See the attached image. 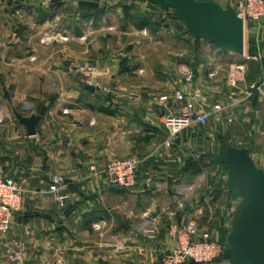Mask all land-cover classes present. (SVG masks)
I'll list each match as a JSON object with an SVG mask.
<instances>
[{
	"label": "crops",
	"instance_id": "1",
	"mask_svg": "<svg viewBox=\"0 0 264 264\" xmlns=\"http://www.w3.org/2000/svg\"><path fill=\"white\" fill-rule=\"evenodd\" d=\"M2 1L0 0L1 19H13L29 14L39 18L41 24L60 20L59 27L47 34L55 33L50 34L52 37L63 35L70 41L63 44L64 57L61 58L63 61L59 63L60 66L53 63L49 70L59 69V75L55 72L60 81L55 80V83L59 82L67 89L71 66L74 58H77L76 51H72V44L81 43L80 39L84 36L94 37L96 30L103 29L108 14L96 15V0H51L47 3L42 0V4L40 1L28 0L21 3L9 2L8 8L2 5ZM218 1L223 4L221 0ZM228 2L234 6L237 0H225L224 4ZM161 15L162 19L171 20L170 17ZM174 23L171 21L170 25L174 26ZM173 33L172 36H175V32ZM245 33L246 36L249 33L252 40L256 38L253 27L245 28ZM183 34L194 52L202 51L200 42H194L192 39L195 38L187 30ZM178 36L181 37L180 33ZM55 38L53 42L57 41ZM72 41L75 42L71 43ZM52 44L54 43L44 46L49 48ZM254 47L256 55H250L246 43L244 54L234 55V58L231 53L217 49L225 58L244 62V79L252 70L254 60L262 64L261 76L254 80H250L248 76L252 86L264 77V45L256 44ZM205 53H208L207 50ZM246 56L254 58L246 59ZM130 58H125L124 63H112L107 69L121 68V74H130L142 59ZM163 65L160 66L163 71L172 70L177 62H165ZM189 65L180 67L181 74L185 68H194L196 72L202 69L200 64ZM232 65L230 63V67ZM211 70H216V75L219 74L218 66H205L203 80H199L197 76L194 83L187 82L183 74L180 76L179 73L164 72L173 77L168 78L169 89L161 88L158 93L147 92L141 88L134 91L130 87L124 88L122 92L114 91L117 89V82H114L115 86L110 89L112 92L106 94L101 93L97 87L91 90L85 84L84 87L89 92L85 93L76 85L73 91L61 94L59 92L53 99H40L39 104L30 113L20 111L25 115L42 114L43 118L34 136H29L25 126L19 122L24 127L25 138H22V142L26 144L21 146L24 153L21 156L15 151L17 154L10 166L8 162H0L7 178L18 181L26 188L23 204L15 212L12 227L6 232H0V264H161L165 250L174 245L168 233L165 213L180 200L185 204L186 213L199 218L201 229L208 230L213 238L228 244L235 213L242 199L228 189L227 166L212 163L208 156L217 154L222 142L228 141L247 147L256 164L264 168V151L262 146L253 142L254 138L248 139V143L237 142L238 133L235 131L239 130L240 126L243 128L242 123L249 119L241 117V110H250L242 104L245 99L251 97L244 99L246 92L250 90L241 87L237 92L241 93V96L235 98L237 101L224 104L225 102L216 96L217 93L214 94L216 88H212L215 81L209 74ZM229 70L230 68L228 71L226 69L227 79ZM135 71L144 74L145 69L140 67ZM100 73V78L103 79V72ZM116 74L117 72L111 74L113 81L117 79ZM244 81H241V84ZM194 86L199 89L195 90ZM177 89L185 94L197 93L193 98L195 113L208 112L218 101L224 104L222 111L212 113L207 118L205 124L210 122L213 125L211 130L203 132V137H198L192 131V135L203 142L199 155L192 153L191 140H188L190 128L180 131L171 138V144H167L169 136L163 124L164 109L158 103V98L171 92L167 94L169 109L181 115L188 102L176 97L174 92ZM200 90L206 101L203 106L199 100ZM227 96L230 95L225 92V97ZM253 96L256 97V92ZM252 101L257 102L254 97ZM232 105L235 110L239 109L241 114L240 118L238 116L235 122L228 125L224 123V117L226 120L227 115L222 112ZM65 108L68 111L65 112ZM257 116L254 112V118ZM251 126L254 130L255 125L251 123ZM230 130L234 132L232 136L237 138L236 141L226 136ZM240 133L243 134L242 130ZM215 149L217 150L214 151ZM132 155L143 159L137 170L135 183L128 188H113L105 178L106 164L111 159ZM57 173L64 176L65 185L58 192H51L49 186L52 176ZM60 194H67L69 197L59 200L57 196ZM105 199L126 202L129 213L123 215L125 219L122 216L119 218L117 228H120V231H108L104 237H99L94 235L95 228L92 226L96 218L107 217V223L112 227L117 224L113 222L114 212L109 208V204L105 203ZM145 212H148V215H144ZM147 219L157 223L159 231L155 238H149L144 231ZM15 250L22 251L19 260L10 258L11 252ZM207 264L231 263L222 258Z\"/></svg>",
	"mask_w": 264,
	"mask_h": 264
},
{
	"label": "rangeland",
	"instance_id": "2",
	"mask_svg": "<svg viewBox=\"0 0 264 264\" xmlns=\"http://www.w3.org/2000/svg\"><path fill=\"white\" fill-rule=\"evenodd\" d=\"M26 1L28 0H3L2 5L8 8L9 2L21 3ZM35 1H40L39 3L41 4L43 3L42 0ZM96 1L98 2L96 3L97 6H95L96 15L101 16V13H105L108 14V16H106L103 29L96 30L94 37H88L89 35L84 36L80 39L81 43L72 44V51H76L75 54H77V58H74V62L71 66L67 89L61 86L59 82L55 83V80L60 81L58 79L59 69L49 70V66L53 63H57L58 66H60L59 63L63 61L61 58L64 57L63 44L68 41L67 37L63 35L55 36V38L50 36V34L52 35L55 33L47 34L49 31L59 27L60 20L41 24L39 18L29 14L21 17H14L13 19L9 17H4V19L0 18V162L5 164L8 162L10 166L14 156L17 154L15 151H18L21 156L24 153L21 148L22 145L26 144V142H22V138H25L24 127L17 120L14 109L26 114L30 113L34 110V107L39 104L40 99H53L59 92L61 94L65 91H73L76 85L82 88L85 93H89L84 87L85 84L99 88L103 94L112 92L110 89L115 86L114 82H117L115 83L117 89L114 91L121 90L120 92H122L124 88L129 89L130 87V89L134 91H139L141 88L146 89L147 92L158 93L161 92V88L163 90L169 89L167 81L169 77H173V75H168L164 72H169L170 74L172 72L179 73L180 76H182V74L185 75L186 69L190 70L193 73L194 83L197 76L199 80H203L205 66L209 68L218 66L219 74L217 73L218 75L212 76L215 81L212 88H216L214 94L217 93L216 96L218 99H222L223 102H225L224 104H228L230 102L234 103L237 101L235 98L241 96V93L237 94L241 87H243L244 90H252L255 85L252 86L249 81L261 76L263 67L262 64L258 63V65L253 67V70L249 71V74L247 73L245 75L246 78L243 84H241V82H238V84L235 79H227L226 74L228 68H230V70L232 68V66L230 67V63H234L235 60L221 56L222 53L217 52V49L215 51L214 46H210L212 48L209 49V41L203 39H192L194 42H200L202 49V51L199 50L200 52H194L191 47L188 46L189 42H187L185 34H183L186 33L184 24L177 20L173 16L172 9L166 6L149 2L148 0ZM221 1L223 5H226L224 4L225 0ZM100 10L102 11L100 12ZM152 14H160V16L154 17ZM161 14L166 15L168 18L170 17L171 20L162 19ZM142 19L148 22L147 26L140 27L138 24H135L134 20H139V22H141ZM171 21L175 22L174 26L170 25ZM173 32H175V36H172ZM179 33L181 37L178 36ZM40 34H42V36H40ZM255 36L254 42L250 34L247 33V45L250 46L253 42L259 46L264 45V19L261 22V28ZM54 38L57 40L56 42H53ZM73 42L75 41L71 43ZM51 43H54L51 45L52 47H45ZM206 50L208 52L207 54L205 53ZM128 57H131L130 59L138 58V60L142 58L141 61L135 65V68L132 70L133 72L127 74L129 75L128 77H125L127 75L124 76L121 74V68L113 69V67H109L110 69H107V66H110L112 63H124ZM171 61L177 62L175 68L163 71L160 66H164L163 64L165 62ZM184 62L189 63L187 64ZM87 63L97 65L96 72L91 76L76 71L77 67ZM189 64H196L197 66L200 64L202 69L196 72L194 68H185L182 69L183 73L181 74L179 71L180 67ZM140 67L145 69L144 74H139L138 71H135L139 70ZM55 71L58 72V75ZM100 71L103 72V79L100 78L102 77ZM221 71L222 76L220 74ZM113 72H117L116 81H113L111 78ZM248 76H251L250 80H248ZM263 78L260 81H262ZM196 87L198 86H194V88ZM197 89L199 88L195 90ZM179 92L184 95V98L181 100H186L188 102L184 111L192 110L196 112V107L194 110L193 98H195L197 93L192 95L188 93L185 94L177 89L174 94ZM225 92L229 93L230 96L225 97ZM199 93L201 105H206L204 94H202L201 90ZM130 95H133V93H130ZM257 95L256 93V96ZM188 97H190L189 101L187 100ZM253 97L255 98V96ZM253 97L251 96L244 101L242 100L243 107L248 106L247 108H250V110L240 109L243 112V116L241 117L249 119H247V122L245 120L246 123H242V126H244L243 128L240 126V129L235 131L238 133L236 135L239 140L235 136H232V133H234L232 130H230L226 136L232 139L234 138L235 141L237 139V142L240 141L241 143H248L250 139L254 138L253 142L262 146L264 151V101L259 100V98L255 99L257 102H254L252 101ZM216 104H221L222 109L220 111L224 109V104L220 101ZM216 104H214V106ZM234 106L236 107V104ZM234 106L232 105V107H228V109L226 107L225 111L222 112L227 115L226 120L224 117V123L226 122L228 125L235 122L238 116L240 118L241 113L239 109L235 110ZM254 112L258 115L256 118H254ZM205 122L194 123L187 127L191 130L188 133V140H191L190 143L193 149L192 147H190V149H192V153L196 155L201 154L199 152H201V144H203V142L199 138L193 136L192 131L193 134L196 133L198 137H203V132L206 130L209 131V129L211 130L210 127L213 125L210 122L205 124ZM251 123L255 125L254 130H252ZM241 130L243 134L240 133ZM251 130L253 133H251ZM204 144H206V141H204ZM216 150L217 149L214 151ZM105 201V203L109 204V208L113 210V220H115L113 222L117 224L115 227H112L107 223V217L100 218L102 219L100 227L92 225L93 228H95L94 235L99 237H104L105 233L108 231H120V228H117L119 218H124L123 215L126 212L129 213L126 202L119 199H105ZM105 250H107V248H105ZM170 250L171 248L165 250L166 252L164 254Z\"/></svg>",
	"mask_w": 264,
	"mask_h": 264
},
{
	"label": "built area",
	"instance_id": "3",
	"mask_svg": "<svg viewBox=\"0 0 264 264\" xmlns=\"http://www.w3.org/2000/svg\"><path fill=\"white\" fill-rule=\"evenodd\" d=\"M49 2L51 0H43ZM238 15L244 19L245 28L253 27L255 33L261 28V22L264 19V0H237L234 5ZM252 25V26H251ZM209 47L214 46V50L222 48L215 43L208 42ZM211 48V47H210ZM232 58L237 53L230 52ZM254 56H246V59H252ZM232 68L229 71L228 79H235L238 82L244 80L242 69L244 62L232 63ZM97 70V65L87 63L76 68V71L91 76ZM211 76L216 75V70H211ZM185 78L187 82H193V73L190 70H185ZM256 92L261 99H264V78L259 83L255 84L253 90L246 92L244 99L254 95ZM178 99H183L184 95L180 92L175 94ZM168 95L159 96L158 103L163 106L164 120L163 124L168 132L167 144H171V138L177 135L183 129L192 124L203 123L207 118L215 112L222 109L221 104L215 105L205 113H195L192 110H185L183 114L178 115L170 111L168 105ZM243 99V100H244ZM68 111V109H64ZM142 157L132 155L125 158L111 159L104 168L105 178L107 183L112 187L128 188L135 183L137 170L142 163ZM65 185V178L62 174H54L49 186V191L58 192ZM26 188L16 180L7 178L2 164H0V232L8 231L14 222L15 212L19 210L24 201ZM67 194L57 196L59 200L68 198ZM183 200L178 201L166 213L168 233L174 241L171 250L168 251L162 258L161 264H186L195 262L198 264H207L222 256V252L226 246L218 238H213L208 230L200 228L199 218L195 215L186 213ZM144 215H148L145 212ZM100 220L92 222L93 226L100 227ZM147 226L144 228L146 235L149 238H155L159 231L157 223L147 219ZM24 245H22V250ZM22 251L15 250L11 252L12 260H19Z\"/></svg>",
	"mask_w": 264,
	"mask_h": 264
},
{
	"label": "water",
	"instance_id": "4",
	"mask_svg": "<svg viewBox=\"0 0 264 264\" xmlns=\"http://www.w3.org/2000/svg\"><path fill=\"white\" fill-rule=\"evenodd\" d=\"M172 9L195 39H203L237 53L244 54L246 33L244 19L235 7L218 0H148ZM87 88L94 90L93 85ZM14 114L29 136L38 132L43 115ZM214 164L227 166L229 191L242 199L235 213L229 243L222 258L231 264H264V168L257 165L245 146L223 141L217 154L209 157Z\"/></svg>",
	"mask_w": 264,
	"mask_h": 264
},
{
	"label": "trees",
	"instance_id": "5",
	"mask_svg": "<svg viewBox=\"0 0 264 264\" xmlns=\"http://www.w3.org/2000/svg\"><path fill=\"white\" fill-rule=\"evenodd\" d=\"M135 21V24L137 25L138 24V26H147L148 25V22L146 21V20H144V19H142V21L141 22H139V20H134ZM137 22V23H136ZM196 40H199V39H196ZM255 42V41H254ZM251 43V45L249 46V52H250V55H256V52H255V43ZM222 51H224V52H228L226 49H224V48H222ZM251 61H253V60H251ZM253 65H251V67H252V70H253V67H255L256 65H258V62H256V60H254L253 61V63H252ZM251 77V76H250ZM255 99H258V96H256L255 97ZM208 158H209V156H208ZM96 219H100V217H98V218H96ZM95 219V220H96ZM221 241V240H220ZM222 242V241H221ZM224 243V242H223ZM218 259H222V256H220Z\"/></svg>",
	"mask_w": 264,
	"mask_h": 264
}]
</instances>
